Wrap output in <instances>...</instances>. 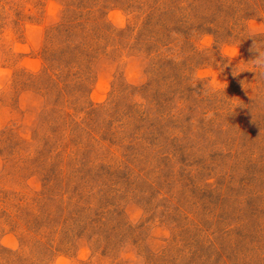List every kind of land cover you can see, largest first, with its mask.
I'll use <instances>...</instances> for the list:
<instances>
[{"label":"rangeland","instance_id":"rangeland-1","mask_svg":"<svg viewBox=\"0 0 264 264\" xmlns=\"http://www.w3.org/2000/svg\"><path fill=\"white\" fill-rule=\"evenodd\" d=\"M250 19L264 0H0V264H264Z\"/></svg>","mask_w":264,"mask_h":264},{"label":"clouds","instance_id":"clouds-1","mask_svg":"<svg viewBox=\"0 0 264 264\" xmlns=\"http://www.w3.org/2000/svg\"><path fill=\"white\" fill-rule=\"evenodd\" d=\"M248 28L252 30V33L255 34V31L257 29L264 30V24L262 23H257L256 19H250L248 21ZM249 37H252V35H249ZM211 38L210 37H205L204 38V43L209 44ZM256 41L254 40L253 45H255ZM252 45V50L257 53L252 59L249 61L245 62L246 65L250 66H242V67H237V70L233 71L232 74L233 76H238L240 73L244 71H252L255 73L257 71L264 72V50L257 49L253 47ZM239 54V47L232 46L226 44L222 49H221V56L224 57L227 60V63L224 65L223 68H221L219 71H216L213 68H200L196 72V78L197 79H204L207 76H211L212 79L209 80V86L213 91H218L220 87H223L224 90L227 87V83L224 81H221L218 77L220 72L224 70L225 67H228L229 64H231V61L233 58H235ZM233 69V68H232Z\"/></svg>","mask_w":264,"mask_h":264}]
</instances>
